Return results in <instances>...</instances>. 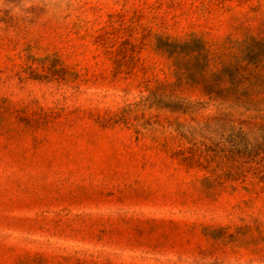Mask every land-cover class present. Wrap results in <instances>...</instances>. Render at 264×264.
<instances>
[{
	"label": "rangeland",
	"instance_id": "obj_1",
	"mask_svg": "<svg viewBox=\"0 0 264 264\" xmlns=\"http://www.w3.org/2000/svg\"><path fill=\"white\" fill-rule=\"evenodd\" d=\"M231 33L264 0H0V264H264V112L152 93Z\"/></svg>",
	"mask_w": 264,
	"mask_h": 264
},
{
	"label": "trees",
	"instance_id": "obj_2",
	"mask_svg": "<svg viewBox=\"0 0 264 264\" xmlns=\"http://www.w3.org/2000/svg\"><path fill=\"white\" fill-rule=\"evenodd\" d=\"M155 50L170 61L171 82H161L152 93L178 102L188 92H197L191 106L216 108L219 119L256 125L262 117L247 114L264 112V36L261 33L228 34L220 40L189 34L185 38L158 37ZM2 115L9 112L0 100ZM247 114V115H246ZM251 114V113H250Z\"/></svg>",
	"mask_w": 264,
	"mask_h": 264
}]
</instances>
